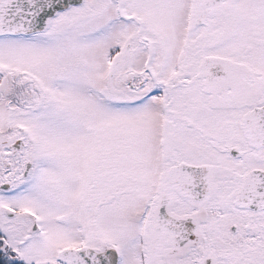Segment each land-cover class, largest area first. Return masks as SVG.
I'll list each match as a JSON object with an SVG mask.
<instances>
[{"label":"snow or ice","instance_id":"snow-or-ice-1","mask_svg":"<svg viewBox=\"0 0 264 264\" xmlns=\"http://www.w3.org/2000/svg\"><path fill=\"white\" fill-rule=\"evenodd\" d=\"M0 264H264V0H0Z\"/></svg>","mask_w":264,"mask_h":264}]
</instances>
